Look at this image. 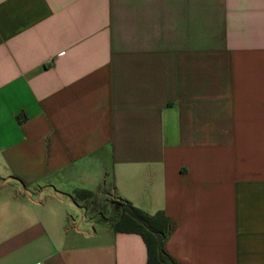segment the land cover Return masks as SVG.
Wrapping results in <instances>:
<instances>
[{"label":"crops","instance_id":"1","mask_svg":"<svg viewBox=\"0 0 264 264\" xmlns=\"http://www.w3.org/2000/svg\"><path fill=\"white\" fill-rule=\"evenodd\" d=\"M106 183L264 264V0H0V264H147L72 201Z\"/></svg>","mask_w":264,"mask_h":264},{"label":"trees","instance_id":"2","mask_svg":"<svg viewBox=\"0 0 264 264\" xmlns=\"http://www.w3.org/2000/svg\"><path fill=\"white\" fill-rule=\"evenodd\" d=\"M96 193L79 189L71 198L75 204L88 209L95 202ZM118 208L109 217L95 214L88 218L96 224L107 225L117 233L139 235L147 248V264H181L167 251L166 244L175 230V222L164 211L150 214L118 198ZM83 203V205H82ZM95 212V210H94Z\"/></svg>","mask_w":264,"mask_h":264},{"label":"rangeland","instance_id":"3","mask_svg":"<svg viewBox=\"0 0 264 264\" xmlns=\"http://www.w3.org/2000/svg\"><path fill=\"white\" fill-rule=\"evenodd\" d=\"M117 200L118 198L112 192L111 184H103L99 191H97L96 193L95 202L89 205L87 210L85 209L86 214L89 215V217L95 214L109 217L118 208Z\"/></svg>","mask_w":264,"mask_h":264}]
</instances>
